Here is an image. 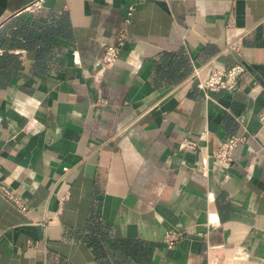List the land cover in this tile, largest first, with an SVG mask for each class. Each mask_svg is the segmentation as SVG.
Returning <instances> with one entry per match:
<instances>
[{
    "label": "crops",
    "instance_id": "1",
    "mask_svg": "<svg viewBox=\"0 0 264 264\" xmlns=\"http://www.w3.org/2000/svg\"><path fill=\"white\" fill-rule=\"evenodd\" d=\"M35 1L0 0V264H264V0Z\"/></svg>",
    "mask_w": 264,
    "mask_h": 264
},
{
    "label": "built area",
    "instance_id": "2",
    "mask_svg": "<svg viewBox=\"0 0 264 264\" xmlns=\"http://www.w3.org/2000/svg\"><path fill=\"white\" fill-rule=\"evenodd\" d=\"M43 2L42 0L35 1L28 9L39 10L42 9ZM132 7H130L128 18L126 23H130V18L132 16ZM128 42V33L126 28H123L119 31L117 35V40L115 44L109 45L105 48L103 55L100 58L101 70L108 69L113 67L118 60L120 59L121 52L123 47ZM231 46L230 48H232ZM210 69L209 76L206 79H201V72L203 68H196L192 76V82H196L198 87L206 93L210 92H221V91H235L240 85V80L245 72L242 66L235 68H225L219 67L215 61H212L208 64ZM246 138L244 136H235L230 140L222 143L219 148L210 156L216 159L218 162L232 165L233 164V151L238 145L244 143ZM199 144L186 140L184 142V147L188 151H193L198 148ZM1 164V163H0ZM68 168H65L64 171L68 172ZM0 193L8 200L13 202L16 207L22 213H28L29 208L23 202L21 197L17 194L13 188H11L5 181L0 178ZM69 194L60 196L59 205L62 207L64 202L68 199ZM182 235L177 232H168L164 238V242L169 249H174L178 242L181 240Z\"/></svg>",
    "mask_w": 264,
    "mask_h": 264
}]
</instances>
